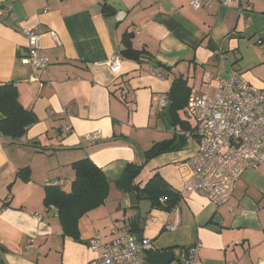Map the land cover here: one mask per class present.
Segmentation results:
<instances>
[{"label":"crops","instance_id":"crops-1","mask_svg":"<svg viewBox=\"0 0 264 264\" xmlns=\"http://www.w3.org/2000/svg\"><path fill=\"white\" fill-rule=\"evenodd\" d=\"M190 1L0 0V84H14L21 105L37 118L17 140L0 134L1 264H95L90 240L109 242L123 228H134L131 233L150 240L156 252L173 251L178 262L195 245L196 264L264 260V164L231 183L223 205L184 191L181 174L197 142L187 105L177 115L188 128L173 127L166 98L177 78L213 96L216 81L206 82L204 72L225 78L236 71L261 88L264 0H232L227 7L210 0L198 10ZM115 2L122 10L109 5ZM105 4L111 9L103 13ZM26 30L42 33L48 59L42 73L21 61ZM125 33L141 56L121 55ZM114 56L118 72L107 65ZM93 133L98 137L88 140ZM176 134L185 146L151 159L135 179L143 188L158 174L179 193L177 206L166 212L123 191L120 181L127 164L141 165L145 151ZM87 157L107 177L109 194L78 221L80 241H74L61 236L56 212L44 206V188L69 192L71 165ZM23 169L30 171L27 182L17 178Z\"/></svg>","mask_w":264,"mask_h":264},{"label":"built area","instance_id":"built-area-1","mask_svg":"<svg viewBox=\"0 0 264 264\" xmlns=\"http://www.w3.org/2000/svg\"><path fill=\"white\" fill-rule=\"evenodd\" d=\"M232 0H219L229 6ZM210 5V0H191L194 10ZM27 42V56L22 58L37 73L48 67V59L42 53V33L37 30L23 32ZM55 38L54 34H51ZM260 43V42H258ZM113 72L120 70V61L111 57L107 62ZM203 79L216 81L213 96L191 91L187 103V115L193 124L197 151L187 161L188 170L181 174L184 191L204 195L215 206L227 203L229 186L240 178L246 169L264 164V83L261 88L251 86L236 71L221 78L209 72ZM163 99L159 101L162 104ZM68 132V129H64ZM97 133L87 136L88 140ZM123 207L130 202L124 200ZM174 230L176 226H169ZM117 236L103 242L95 237L89 242V250L97 255L95 264H150L147 251L154 250L150 240L138 238L128 229H118ZM199 245L184 250L179 256L181 264H196ZM255 264H264L259 260Z\"/></svg>","mask_w":264,"mask_h":264},{"label":"trees","instance_id":"trees-1","mask_svg":"<svg viewBox=\"0 0 264 264\" xmlns=\"http://www.w3.org/2000/svg\"><path fill=\"white\" fill-rule=\"evenodd\" d=\"M111 9L107 4L102 6V12L106 13ZM132 35L125 33L122 36L123 50L121 55L134 58L141 56L142 52L134 51L131 47ZM182 78L175 79L168 89L167 100L173 127L187 129L188 126L181 121L178 112L183 110L188 101L191 89ZM0 134L10 140L21 138L26 129L36 123V116L26 110L18 100V91L14 84H0ZM185 146L182 137L174 135L171 140L154 144L144 152V162L141 165L127 164L124 176L130 182V192L136 194L137 199H146L150 202L151 208H159L166 212L172 211L180 200V195L173 190L158 174H155L143 188L135 184V179L141 173L143 167L151 159L169 152L179 151ZM74 171V179L70 183L69 192L63 191L58 186H46L44 188L43 204L46 209H53L59 220L62 237H69L74 241H80L78 221L102 205H104L109 194V182L105 174L91 160L87 158L74 161L71 165ZM30 171L20 170L17 178L29 181ZM134 228L129 231L132 232ZM0 248V252H2ZM150 264H154L145 257ZM2 262L0 261V264Z\"/></svg>","mask_w":264,"mask_h":264},{"label":"water","instance_id":"water-1","mask_svg":"<svg viewBox=\"0 0 264 264\" xmlns=\"http://www.w3.org/2000/svg\"><path fill=\"white\" fill-rule=\"evenodd\" d=\"M109 5L117 10H122V8H120V3L115 2L110 3ZM120 182L121 189L125 192H129L130 184L128 177L124 176ZM147 256V258H149L154 264H170L174 260L173 251L156 252L155 250H149L147 251Z\"/></svg>","mask_w":264,"mask_h":264},{"label":"rangeland","instance_id":"rangeland-1","mask_svg":"<svg viewBox=\"0 0 264 264\" xmlns=\"http://www.w3.org/2000/svg\"><path fill=\"white\" fill-rule=\"evenodd\" d=\"M205 81L207 82V80H205ZM200 93H202V94H204V95H207V96H210V95L208 94V92H206L204 89L200 90ZM163 121H164V123L168 126V128H170V125H169V123H168V118H167L166 115H164ZM170 264H179V262L177 261V258H175V259L173 260V262H171Z\"/></svg>","mask_w":264,"mask_h":264}]
</instances>
